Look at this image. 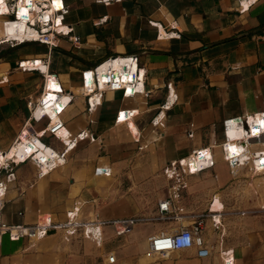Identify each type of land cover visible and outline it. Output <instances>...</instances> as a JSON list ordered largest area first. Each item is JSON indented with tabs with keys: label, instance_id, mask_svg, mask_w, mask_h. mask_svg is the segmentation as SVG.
I'll return each mask as SVG.
<instances>
[{
	"label": "crops",
	"instance_id": "crops-1",
	"mask_svg": "<svg viewBox=\"0 0 264 264\" xmlns=\"http://www.w3.org/2000/svg\"><path fill=\"white\" fill-rule=\"evenodd\" d=\"M65 3L69 8L65 24L73 27L78 43L64 35L53 46L34 41L16 46L0 44V149L8 151L23 131L37 135L44 131L42 140L63 157L57 168L41 177L33 161L4 170L0 178H6L9 171L16 178L8 182L2 220L10 225H29L51 216L54 222L67 223L70 212L81 223L125 217L111 215L106 205L102 209L96 196L111 198V186L105 182L128 159L130 140L149 142L157 138L158 148L150 147L158 150L156 154L163 157L164 165L173 160L186 161L194 150L210 147L208 151L221 161L215 166L222 174L218 182L225 185L229 166L216 149L225 142L223 121L252 116L264 107V0ZM0 10L8 13L5 5ZM2 20L0 17V39L9 29L8 24L3 28ZM60 27L67 29L63 24ZM118 55L139 57L148 94L124 98L121 91H108L100 105L89 109L87 98L80 93L83 71ZM34 59L48 64L44 71L48 68L47 74L57 76L65 94L75 93L58 115L64 128L57 133L49 131L51 118L35 120L31 110L42 95L46 73L19 65ZM123 109L138 112L127 122H117ZM157 114L165 123L162 137H157L152 125ZM261 119L258 115L256 121L261 123ZM81 132L94 140L78 139L77 145L63 155ZM256 136L247 138L252 141ZM254 149L263 150L264 145ZM10 155H19L18 148H13ZM248 159L247 154H241L232 164L242 166ZM97 167L102 171L111 168V172L98 175ZM237 171L239 168L233 171L235 176ZM253 202L259 207L238 206L231 215H223L222 236L220 230L211 234L214 230L208 221L211 229L205 237L216 235L223 246L233 248L236 264H264V197ZM222 206L218 197L211 204L213 211ZM163 228L160 222L138 223L118 235L113 227L105 226L99 242L84 237L82 232L66 239L67 233L60 230L37 240L25 237L13 241L5 236L0 264H223L217 248L209 257H199L195 248L164 258L150 255L147 239ZM111 253L114 262L108 260Z\"/></svg>",
	"mask_w": 264,
	"mask_h": 264
},
{
	"label": "built area",
	"instance_id": "built-area-1",
	"mask_svg": "<svg viewBox=\"0 0 264 264\" xmlns=\"http://www.w3.org/2000/svg\"><path fill=\"white\" fill-rule=\"evenodd\" d=\"M20 1L21 0H1L0 8H3L5 5L8 13H3L5 11L0 10V17L3 19L2 25L5 29H7L8 22H25L27 28L22 31L24 36H17L9 39V37L4 34L0 39V44L9 43L12 46H16L34 41L53 46L56 45L59 42L60 37L64 35L70 36L74 43L79 42V37L73 35V27H69L65 24L66 15L69 12L65 0H57L61 3L60 6H57L56 0H29V3H27V16H29L31 12L36 11L37 14L34 18L35 21H33L32 18L30 19L26 18L24 15H19L18 7ZM101 1L108 2L109 0ZM247 7H249V5L243 7V9ZM58 20H60L67 29L60 27L62 24H59ZM16 26L18 25H15V27ZM33 62L35 65L26 64ZM47 65L48 64L43 59H34L27 62L21 61L19 66L23 67L25 70L27 68H32L33 70H39L46 73L42 95L32 105L31 110L34 113L35 120L39 121L44 118H51L48 125L49 131L57 133V131L64 128L62 127L63 122L58 118V115H60L72 102L75 93L65 94L64 88L57 76L52 73L47 74L49 73L48 68L44 71L43 67H48ZM51 78L59 87L50 88L48 86V82ZM146 80V72L141 66L137 55H118L109 57L94 67L83 71L80 93L87 98L89 109H93L95 106L102 103L104 94L108 91H121L124 98L135 97L139 94L147 95ZM50 89L56 91L48 92ZM46 92H48L47 96H49L50 93H54L57 96V103L55 105L53 104L54 102H52V99H48L47 96H44ZM56 106L58 108L57 110H55ZM165 106L168 108L170 107L168 103ZM35 112H38L37 115H35ZM137 112L138 111L135 109L120 110L117 122H127L131 120ZM258 115L264 116V107L261 112L252 116L242 115L225 119L223 121L225 136L229 138V134L235 132L240 127L244 129L243 136H247L252 129L251 125H247L246 123L247 118L254 120ZM158 116L159 114L153 118L152 125L156 127L157 135L162 137L164 135L163 129L165 123L162 122V119H158ZM53 121L55 122L53 123ZM254 123L256 124L257 121L254 120ZM257 131L255 143L257 145H264V137L262 133L264 132V127H258ZM41 133L43 134L44 131ZM40 134L37 135L30 133L28 130L23 131L8 151L0 149V175L4 170H8L14 164L16 165L27 161H33L37 167L38 176L41 177L57 168L62 163L63 157L60 153L54 150V148L47 146L42 140L43 135L41 136ZM23 137L26 139L24 140ZM85 138H91V140H94V137H90L88 133L81 132L74 138L72 144L68 145L62 154L65 155L69 148H74L77 145L78 139L83 140ZM240 140H245V138H241ZM221 146H224L226 152L225 142ZM251 146L252 144L246 143L244 152H246L248 157L252 159H248L244 165L234 166L231 158L226 161L232 173L236 168H239V171L237 172H240L244 168H248L251 171L264 172V149L256 151L254 147ZM15 147L18 148L19 155L9 156L12 149ZM31 147H34L35 151H32ZM209 148L210 147H206L193 151V154H196L198 158H201L195 169L185 165L183 163L184 159L170 161L167 166V170L172 172L170 178H173V174L177 171H182L187 175H195L199 172L214 168L216 159L213 151L210 154L207 153ZM44 153L49 155L48 160L40 159L39 156ZM110 172L111 168L104 171L100 170V167H97L96 169V174L98 175ZM15 178V173L13 171L7 172L6 178H0V246L3 243L5 236H8L9 239L13 241L25 237L37 240L63 228H66V239H69L72 235H75L78 232L80 224H83V231L86 236L92 237L99 242L102 240V228L105 226L113 227L116 234L122 235L130 231L133 226L138 223L157 220L175 223V225L163 228L148 237L147 251L150 255H157L164 258L169 257L176 251L195 248L199 257H209L213 254L215 248H217L223 264H236L233 248L223 246L224 244L222 240L220 241L219 246L215 247L214 244L205 237L208 230L209 220H211V228H213L214 233L217 230H220L223 226L222 217L223 215H227L224 204L219 211H213L212 207H210V209L202 212H187L176 205L175 197H177V195L175 192H169L166 197L159 200L158 214L153 217L131 216L116 219L98 218L86 223H78L74 220L75 215L70 212L68 214L70 215V219L67 223L54 222L51 216H43L40 217L39 221L35 224L10 225L2 220V209L4 207V197L8 188V182H11ZM245 213L246 211H242V214ZM220 233L222 236L223 230H220ZM108 260L114 262L115 255L111 253Z\"/></svg>",
	"mask_w": 264,
	"mask_h": 264
},
{
	"label": "rangeland",
	"instance_id": "rangeland-1",
	"mask_svg": "<svg viewBox=\"0 0 264 264\" xmlns=\"http://www.w3.org/2000/svg\"><path fill=\"white\" fill-rule=\"evenodd\" d=\"M157 137L159 136L157 135ZM143 140H139L142 143L130 140L128 159L124 160L123 164L113 172L109 182H105L107 186H111V198H107L104 194L96 196L102 209L106 206L110 207L111 215L156 216L159 200L166 197L169 192H175L177 195L175 197L176 205L187 212H202L210 209L217 197L224 204L227 215H231L234 207L238 208L239 206L241 209L259 207V204L255 205L253 201L256 202L264 197V173L255 175L250 169L244 168L235 176L229 167V172L226 174L228 181L225 185L218 182L222 175L219 166L195 175L177 171L173 174V178H170L172 172L167 170L168 164L164 165L163 157L156 154L158 151L156 149L159 146L157 138L149 142ZM153 145L156 149L151 148ZM216 149L220 154H223L222 146H218ZM118 162L116 164H120ZM183 163L187 165L186 161ZM217 164H221V161L218 162L216 159L215 166ZM156 222L162 223L165 227L175 225V223L157 220H150L143 224ZM65 229H60V231L64 234ZM83 230V224H80L78 232H82L86 237ZM57 232L59 231L54 233ZM211 234H215L214 231ZM208 238L215 247L219 246V238L216 235H210Z\"/></svg>",
	"mask_w": 264,
	"mask_h": 264
},
{
	"label": "bare ground",
	"instance_id": "bare-ground-1",
	"mask_svg": "<svg viewBox=\"0 0 264 264\" xmlns=\"http://www.w3.org/2000/svg\"><path fill=\"white\" fill-rule=\"evenodd\" d=\"M28 1L29 0H21L20 1L19 7H18L19 15L20 16L24 15L26 18H30V19L32 18V20H33V17L35 15L36 11L31 12V14H29V16H27V8H28L27 7L28 6L27 3H29ZM56 4H57V6L61 5V3L59 1H57V0H56ZM59 23L61 24V21H59ZM8 25H9L8 26L9 27V29H8L9 33L8 32L5 33L6 36H8V37H11V36H13V37H17V36L20 37L21 36V37H23L24 36L22 31L27 28V24L25 22H23V21L18 22V23L11 22V23H8ZM15 25H18V26L15 27ZM26 64L27 65H35L34 62L33 63H26ZM48 86L50 88L59 87L52 78L48 82ZM50 91H56V90H51L50 89L48 92H50ZM48 92H46L44 96H47ZM47 97H48V99H52V102H54L53 103L54 105L57 103V100H56L57 96L54 93H50V95L47 96ZM57 109L58 108L56 106L55 110H57ZM257 117H256V119H257ZM256 119L254 118L255 121H256ZM254 120L251 119V118H247V122H246L247 125H251V127H252V129L249 131V134L247 136H243L244 135V129L242 127L238 128L236 130L238 132L237 134L231 135L232 134L231 133V134H229V138H227V136H226V139H225L226 152H225L224 146H222L223 156H224L225 160L228 161V159L231 158V161H232L234 159L239 158V156L241 154H247L246 152H244L246 143L252 144L251 147L257 146V144L255 143V139L252 140V141H249L247 137L256 136V133L258 132L257 131L258 127H260V128L262 126L264 127V116H262L261 123H260V121H257V123L255 124ZM252 124H253V126H252ZM240 129L243 130V132L240 131ZM23 138H24V140L26 139L25 137H23ZM241 138H245V140H240ZM138 140H140V134H139V139ZM211 152H212V150H211ZM207 153L210 154V152L208 150H207ZM39 157L42 160H48L49 159V155L46 154V153H44L43 155H40ZM200 160H201V158H198L196 156V154H193V155L189 156L186 159V162H187V165L189 167H192L193 169H195L197 164H198V162ZM254 172H261V171H254ZM262 173H264V172H262Z\"/></svg>",
	"mask_w": 264,
	"mask_h": 264
},
{
	"label": "clouds",
	"instance_id": "clouds-1",
	"mask_svg": "<svg viewBox=\"0 0 264 264\" xmlns=\"http://www.w3.org/2000/svg\"><path fill=\"white\" fill-rule=\"evenodd\" d=\"M45 144V143H44Z\"/></svg>",
	"mask_w": 264,
	"mask_h": 264
},
{
	"label": "water",
	"instance_id": "water-1",
	"mask_svg": "<svg viewBox=\"0 0 264 264\" xmlns=\"http://www.w3.org/2000/svg\"><path fill=\"white\" fill-rule=\"evenodd\" d=\"M54 233V232H53Z\"/></svg>",
	"mask_w": 264,
	"mask_h": 264
}]
</instances>
